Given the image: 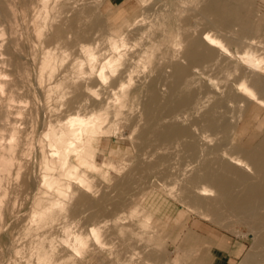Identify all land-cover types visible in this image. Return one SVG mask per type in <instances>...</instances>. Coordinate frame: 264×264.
Returning <instances> with one entry per match:
<instances>
[{"label": "bare ground", "instance_id": "1", "mask_svg": "<svg viewBox=\"0 0 264 264\" xmlns=\"http://www.w3.org/2000/svg\"><path fill=\"white\" fill-rule=\"evenodd\" d=\"M21 1L20 12L29 21L36 38H40L45 33V39L40 45L42 51L39 55L42 53V57L41 60L39 58L40 63H38V80L34 81L33 88H36L37 82L42 80L43 74L53 76L58 62L59 66H62L60 64L68 58L65 55H69L71 51L65 50L69 54H64L63 51L64 55L61 53L65 57L63 59V56L57 53L58 45L70 44L74 49L69 64L52 81L47 79L50 83L46 84L45 94L49 95L53 89L61 88L63 83L68 81L75 94L65 103V116H57L51 125L47 133L48 142L38 146L43 166L46 169L57 166L58 169L57 174L47 171L41 173L42 183L52 188L58 196L66 194L63 185L89 189L92 187L94 173L99 174L103 179L107 178L108 172L103 165H107L108 159L96 156V151L101 150L99 136L106 135L110 131L111 123L108 117L113 105L116 104L113 94L132 79L134 65L141 58L153 54V50H148V47L153 46L149 41L153 34V31H150L151 24L146 23L144 15L138 14L132 18L122 17L112 23L107 34L87 35L83 24L86 17L96 11L93 0ZM9 2L10 0H0V13L8 20H12L14 15L13 20H15V11ZM167 3L170 8L164 20L166 27L160 36L166 38L168 43L162 50L165 53V62L160 72H168L170 77L168 94L164 100L161 99L157 88L159 75L149 80L147 98L143 103L145 123L139 138L146 139L151 135L154 141L165 144L180 142L185 153L198 161L192 173L185 179L182 190L189 197L192 205L196 207L206 205L212 209L211 220H215L220 225L226 224V217L221 213V209L225 208L228 213L241 215L251 227L262 228L264 227V135L259 139H256L258 134L243 139L239 127L249 111H253L256 116L260 110H264V13L257 12L253 0H168ZM185 4H188L186 8ZM200 23H203L204 28L198 29ZM93 24H98V20H94ZM135 26L137 27L134 28ZM132 28L136 39L144 36L146 39L139 49L127 53V32ZM51 45L53 46L50 47ZM0 61L5 62L3 59ZM14 65L18 68L17 61H14ZM197 75L206 78L208 81L206 84L213 81H216L218 87L221 84L224 93L216 95L209 85L195 88L197 80L194 78ZM162 84L164 85L163 82ZM80 109H87L89 112L84 114L79 112ZM182 112L194 113L188 123L179 121L180 116H183ZM11 127L15 129L13 124ZM16 130L13 132L15 133ZM217 133H221L220 138L215 143H211ZM10 143L4 146L12 149L13 143ZM9 161L10 158L0 152V170H6ZM150 165L145 167L136 165L129 169L124 177H119L120 179L116 181V188L120 192L130 188L135 171L137 170L138 175L141 176L151 168ZM62 174L66 175L67 179L63 180ZM168 187L171 188L170 185ZM212 192H214L213 198L208 199L203 196ZM107 198L108 195L103 194L92 203L89 197L82 193L77 198L72 211L78 212V204H88L92 207V214L104 211L105 207L102 203ZM36 203L37 206L32 212L39 221L52 217L55 206L64 207L63 201L58 198H49L47 204V201L39 196ZM136 207L132 209L133 213L140 212ZM142 215L140 223L142 226H147L149 213ZM235 217L238 219L237 215ZM105 221L108 222L107 219ZM27 233L24 231L23 234ZM89 235L94 241L91 252L96 247L106 244L105 239L102 241L100 238V225H93L88 234L73 235V242L70 244L75 253L84 251L86 244H89L87 243L90 240ZM35 236L37 237V233ZM260 242L264 243V234L261 235ZM45 250L40 254L37 253L36 258L40 264H61L59 261L62 260L61 258L54 261L52 255ZM250 254L251 252L246 253L247 256ZM68 256L71 258V255ZM250 259L253 260L254 257ZM124 261L121 260L123 264ZM127 262L130 264L129 260Z\"/></svg>", "mask_w": 264, "mask_h": 264}, {"label": "rangeland", "instance_id": "2", "mask_svg": "<svg viewBox=\"0 0 264 264\" xmlns=\"http://www.w3.org/2000/svg\"><path fill=\"white\" fill-rule=\"evenodd\" d=\"M167 1L93 0L96 11L87 16L83 24L87 35L107 34L110 25L122 17L144 15L146 23L151 24L150 31H153L149 40L153 46L148 47L149 51L153 50V54L141 58L133 67L132 79L113 94L116 104L113 105L108 117L111 123L110 131L106 135L99 136L101 150L96 151V156L108 159L107 165H103L108 172L107 178L103 179L99 174L94 173L91 188L63 185L66 194L59 196L52 188L42 183L41 173L47 171L57 174L58 169L57 166L50 169L43 166L38 146L48 142L47 133L51 125L57 116H65V103L75 94L69 86L70 81L64 82L61 88L53 89L49 95L45 94L46 84L69 64L74 49L70 44L57 46L59 55L65 50L72 53L64 52L69 54L65 55L67 59L61 54L65 59L60 64L62 66H59L58 62L56 74L54 73L52 78L44 72L47 75L43 74L41 77L44 81L37 82L36 88L34 87L38 89L36 91L33 85L35 86L38 80V63H40L39 58L42 57V53L39 55L42 51L40 45L45 39V33L40 38H36L29 21L20 12L21 0L9 2L14 8L15 20H13L14 15L12 21L0 13V59L5 61H0V152L10 158L7 169L0 170L2 178H0V193L3 192L0 194L2 196L0 197V264H40L36 257L45 249L52 255L54 261L61 258L63 260V262L59 260L61 264H120L121 260H125L124 264L128 260L130 264H202L215 234H226L243 243V254L235 264H264V243L260 242L264 227H251L241 215L228 213L225 208L221 209V213L226 217V224L220 225L215 220H211L213 212L210 207L206 205L196 207L190 203L189 197L182 190V185L198 161L185 153L181 143L165 144L154 141L151 135L146 139L139 138L145 123L143 103L147 98L149 80L159 75L157 88L161 99L164 100L168 94L170 77L168 72H164L165 74L160 72L165 62V53L162 50L168 43L166 38L160 36L166 27L164 20L170 8ZM253 3L258 13H264V0H253ZM187 6L188 4H185V8ZM94 20H98V24H93ZM21 28L26 29L24 34ZM199 28H204L203 23L198 25ZM46 31L45 29L44 32ZM24 35L27 37L23 38ZM127 39L126 51L132 53L139 49L146 38L144 36L136 39L132 28L127 32ZM14 61L18 62V68L14 65ZM45 77L50 81L47 82ZM194 79L197 80L195 88L209 85L216 95L224 93L222 85L216 86V81L206 84L208 83L206 78L199 75ZM76 93L81 94L79 91ZM79 112L87 114L89 111L80 109ZM182 114L179 121L188 123L194 113L182 112ZM12 124L14 130L17 127L15 133ZM239 130L243 139L254 134H258L256 139L263 136L264 110H260L256 116L253 111H249ZM220 136L221 133H217L210 142L215 143ZM10 142L13 143L12 149L4 146L11 144ZM136 165L143 167L150 165L151 168L141 176L136 170L131 187L120 192L115 186L116 181ZM61 178L67 179L64 174ZM169 185L171 188L168 187ZM82 193H85L92 203L101 195L107 194L108 198L102 203L105 210L92 214V207L88 204H78V212L74 213L73 206ZM39 196L47 201V204L49 198H58L63 201L64 207L55 206L52 217L39 221L32 212L37 206L36 199ZM203 196L208 199L213 198L214 192ZM134 206H137L136 209H140V212L133 213ZM143 213H149L147 226H142L140 223ZM106 219L108 222L105 221ZM93 225H100V238L102 241L105 239L107 246L105 244L96 247L92 253L94 241L89 235L90 240L87 242L89 244H86L84 251L75 253L70 244L73 242V235L88 234ZM121 227L125 228L121 229ZM24 231L28 233L23 234ZM17 248L22 249L19 251ZM14 250L19 253H15ZM250 252L251 254L247 256L246 253ZM68 255H71V258ZM129 255L132 257L130 258ZM67 256L70 259L65 260ZM249 256L250 258L253 256L254 259L251 260Z\"/></svg>", "mask_w": 264, "mask_h": 264}, {"label": "crops", "instance_id": "3", "mask_svg": "<svg viewBox=\"0 0 264 264\" xmlns=\"http://www.w3.org/2000/svg\"><path fill=\"white\" fill-rule=\"evenodd\" d=\"M118 2L120 0H111ZM202 264H235L243 254V243L226 234H215Z\"/></svg>", "mask_w": 264, "mask_h": 264}]
</instances>
